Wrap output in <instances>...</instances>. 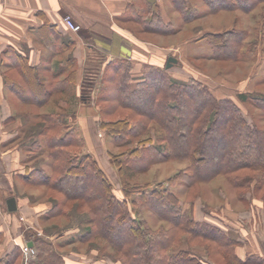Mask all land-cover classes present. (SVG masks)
<instances>
[{
	"label": "trees",
	"instance_id": "trees-1",
	"mask_svg": "<svg viewBox=\"0 0 264 264\" xmlns=\"http://www.w3.org/2000/svg\"><path fill=\"white\" fill-rule=\"evenodd\" d=\"M169 1L185 23L197 17L199 1L210 14H251L264 6V0ZM153 7L141 16L142 28L164 36L177 33ZM251 36L249 29L233 27L207 33L200 41L211 48L213 60L244 63L258 56V43ZM21 68L33 89L30 70ZM132 81L131 64L113 61L100 78L96 98L99 126L123 149L109 152L120 193L98 158L85 151L83 137L69 128L68 108L43 114L38 131L24 144L23 177L30 186L43 187L51 201L45 218L58 221L41 236L27 230L35 258L26 262L14 247L0 264H68L61 250L70 244L86 247L84 254L95 262L110 258L116 264H264V256L250 252L236 229L224 227V215L212 214L207 205L205 215L218 223L197 220L194 213L202 186L218 177L232 185L246 207L249 194L264 204V93L237 95L251 107L249 122L238 102L218 97L197 77L178 80L166 67L146 66L143 77ZM61 87L64 83L53 84L51 94ZM28 93L42 102L38 92ZM170 161L187 165L167 181L138 182L140 175ZM180 182L185 186L183 197L175 190ZM70 227L78 232L68 241L56 244L49 238H60Z\"/></svg>",
	"mask_w": 264,
	"mask_h": 264
},
{
	"label": "crops",
	"instance_id": "crops-1",
	"mask_svg": "<svg viewBox=\"0 0 264 264\" xmlns=\"http://www.w3.org/2000/svg\"><path fill=\"white\" fill-rule=\"evenodd\" d=\"M152 5L165 23H173L168 12L177 10L169 0H0V260L14 247L22 251L31 242L27 230L42 235L44 227L54 222L45 218L51 201L43 195V187H32L23 177L27 165L24 139L28 124L34 123L25 109H38L40 117L63 108L74 110L72 95L78 108L73 114L88 106L99 109L95 96L87 101L83 95L84 77L91 67H97L101 78L108 64L125 60L131 64L133 83L143 77L146 66L163 68L164 56L176 48L166 45V39L177 33L164 36L142 28L141 16ZM66 17L80 25L81 31L70 30ZM22 66L36 82L33 89ZM52 83L57 87L64 83V87L51 94ZM28 92H38L42 102ZM11 198L16 200L15 211L8 208ZM77 232L70 227L60 238H49L60 244ZM64 253L68 264H116L108 259L95 262L92 255L84 257L81 252Z\"/></svg>",
	"mask_w": 264,
	"mask_h": 264
},
{
	"label": "rangeland",
	"instance_id": "rangeland-1",
	"mask_svg": "<svg viewBox=\"0 0 264 264\" xmlns=\"http://www.w3.org/2000/svg\"><path fill=\"white\" fill-rule=\"evenodd\" d=\"M195 1L198 2V0H192V2ZM197 10V17L190 23H185L177 11L168 12L169 18L178 29V32L175 37H167L166 42H164L168 46L174 47L176 45L175 50L169 52L167 57H174L178 59V62L167 70L172 77L178 80L197 77L200 81L207 84L218 97L234 99L239 103L248 121L251 122V118L247 114L248 107H251L247 104L243 105L238 100L237 95L247 92L264 93V6H259L251 14H243L240 11L210 14L207 6L199 1ZM233 27L249 29L252 35V39H250L257 41L258 56L254 61L236 63L228 60H213L210 57L212 54L211 48L206 41H200L207 33L222 32ZM148 38H152V36L148 35ZM167 57L164 56L163 68L166 67L168 62L169 58ZM83 87V95L87 97V101L93 100L94 96L97 98L101 87L100 74L97 67L88 69V74L84 77ZM70 98L73 102V109L77 111L76 99L73 95ZM26 110L31 114L32 122L34 121L32 124H28V135L24 139V143L29 144L26 141L29 140L30 135L38 131V122L41 121V117L39 110L36 108L28 107ZM74 110H70L66 116L69 128L75 130L83 137L86 143L85 151L92 152L113 179L114 184L120 186L116 169L111 165L109 152L119 153L123 149L118 148L112 138L107 135V132L99 126V109L88 106L85 110L78 111L79 113L77 112L76 115L73 114ZM80 116L85 119H80ZM81 120L83 121L81 122ZM186 165V162L180 161L161 163L154 166L147 174L140 175L137 180L142 184L164 182ZM165 184L167 187L170 186L167 183ZM175 190L179 197L184 196L185 186L181 182L176 185ZM35 192L39 191L35 190ZM248 196L250 197V201H248L250 206L246 207L238 199L236 190L232 185L223 177H218L211 183L202 186V192L200 191V196L195 202L194 213L197 218L201 217V220L206 218L218 223L215 218L212 219L205 215L204 209L207 205V210L212 214L219 213L224 215L227 218L226 222H223L224 227L236 229L235 234L242 239L245 247L248 246L250 248V252L254 251L258 255L264 256V204L260 198L255 199L252 194ZM181 200L183 199L181 198ZM57 221L46 225L44 228L54 226ZM59 221L62 225L66 224L63 219ZM151 221L154 224L157 223L155 217H152ZM67 247L61 251L68 253L76 251V253L81 252L84 254L87 249L86 247H74L73 245ZM84 257L92 256L84 254ZM107 259L113 262L110 258Z\"/></svg>",
	"mask_w": 264,
	"mask_h": 264
},
{
	"label": "built area",
	"instance_id": "built-area-1",
	"mask_svg": "<svg viewBox=\"0 0 264 264\" xmlns=\"http://www.w3.org/2000/svg\"><path fill=\"white\" fill-rule=\"evenodd\" d=\"M64 22L70 30L73 32H80L81 26L76 24L70 17L64 18ZM41 235V234H40ZM22 251L24 254L25 261L28 262L31 259L35 258L37 251L34 247H30L28 244L22 246Z\"/></svg>",
	"mask_w": 264,
	"mask_h": 264
},
{
	"label": "water",
	"instance_id": "water-1",
	"mask_svg": "<svg viewBox=\"0 0 264 264\" xmlns=\"http://www.w3.org/2000/svg\"><path fill=\"white\" fill-rule=\"evenodd\" d=\"M178 62V59L174 58V57H170L168 59V62L166 64V68L169 69L173 64L177 63ZM8 208L10 211H15L17 209V205H16V200L15 198H11L8 200ZM30 247H33V242H30L28 244Z\"/></svg>",
	"mask_w": 264,
	"mask_h": 264
}]
</instances>
